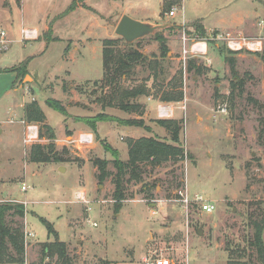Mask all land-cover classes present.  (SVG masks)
Returning a JSON list of instances; mask_svg holds the SVG:
<instances>
[{"label":"rangeland","instance_id":"374dc122","mask_svg":"<svg viewBox=\"0 0 264 264\" xmlns=\"http://www.w3.org/2000/svg\"><path fill=\"white\" fill-rule=\"evenodd\" d=\"M167 1L145 0L140 6L136 0H0V25L11 40L9 47L0 44V67L21 61L26 68V74L16 78L20 87L17 99H0V202L24 206L23 230L33 234L26 246L24 243L26 264L50 263L49 259L41 261V245L55 238L40 217L52 224L58 240L67 241L71 264H142L150 256L165 257L172 264H227L230 254L255 262L249 244L253 233L250 219L264 212V148L258 139L264 114V50L253 53L244 48L233 54L237 77L223 55H229L228 35L264 36V27L259 26L264 21V0H183L181 8L172 0V6H178L174 17L161 14ZM129 2L135 6L126 8ZM16 4H21L22 11ZM124 10L136 20L167 24L160 31L169 49L164 84L181 70L182 101L139 96L132 102L145 106L141 116L108 104L109 90L102 81L103 40L120 38L115 28L117 16ZM21 27H36L38 37L24 41ZM153 35L132 43L149 60L160 59ZM183 37L187 48L205 42L207 50L184 56ZM124 43L119 40L115 48L124 51ZM193 57L196 68L187 70ZM21 63L12 68L18 69ZM132 72L121 80V86L136 85L150 74L142 65ZM238 79L243 81L242 88ZM2 81L0 78V84ZM47 99L59 101L64 113L47 106ZM33 100L55 135L53 140L39 137L38 143L53 142V149L67 161L29 160L35 143L26 148L22 145L19 118H24V107ZM10 103L16 106L14 113L7 114L5 106ZM224 104L226 112H220L218 106ZM160 105L170 107L171 112L160 116ZM100 115L142 121L143 125L104 120L95 123L94 132L88 122ZM10 119L12 124L5 122ZM156 119L180 122L177 146L182 148L183 158L158 167L142 164L143 181L127 184V199L115 211L114 184L109 177L98 180L94 162L105 160L106 169L116 171L111 153L102 146L106 143L121 160L128 159L130 138L156 137L172 143ZM33 124L42 131L41 124ZM83 132H91L94 142L77 150L69 141ZM61 166L64 171L59 170ZM185 186L190 198L201 195L215 210L205 213L200 203L193 202L186 208L179 201ZM79 191L85 193L88 204L78 202ZM68 199L74 203L65 202Z\"/></svg>","mask_w":264,"mask_h":264},{"label":"trees","instance_id":"16d2710c","mask_svg":"<svg viewBox=\"0 0 264 264\" xmlns=\"http://www.w3.org/2000/svg\"><path fill=\"white\" fill-rule=\"evenodd\" d=\"M172 4V0L167 1L165 8L162 6L161 14L167 12L168 10L166 9H169ZM203 30V28L200 30L202 34L204 32ZM160 31L161 29H158L153 35L155 40L158 41L160 59L153 58L149 60L134 48L132 44L124 43L126 46L124 51L116 49L117 42L119 40L123 41L121 38H118V40L108 38L103 40L102 81L103 85L109 90L107 99L109 105L119 107L130 113H137L141 116L145 112V106L138 102H132L139 96L149 97L161 102H179L183 100L181 70L172 74L167 80V83L164 84L166 80L165 76L168 75L164 69L165 59L168 58L167 54L169 49L166 45V39ZM227 51L229 55H223L224 61L228 64L232 75L237 77L235 72L236 58L233 56V52L230 50ZM261 57L264 59V54ZM137 65L147 67L150 74L136 85L130 87L121 86V80L130 77L134 73L132 71ZM195 68L196 63L193 57L188 61L187 70ZM10 71L16 73V78L21 73L25 75V64L20 65L18 69L11 68ZM150 79L152 80L151 85L147 84V81ZM237 84L238 87L242 88L243 81L238 79ZM46 104L53 110L64 113V108L59 101L47 99ZM23 117L27 122L41 124L42 131H39L40 138L46 140H53L55 138L53 129L44 123L45 115L36 101L33 100L25 105ZM104 120L117 121L124 126L143 125L142 121L105 118L102 115L88 123L90 124V128L96 132L95 123ZM155 121L169 133L172 143L156 137L130 138L127 140V160L119 159L117 152L106 143L102 146L107 152L111 153L113 157L112 163L116 171L114 173L108 171L106 169V163L108 162L105 160H96L94 162L99 171L98 180L102 182L109 177L114 184L112 199L115 203V211H118L121 202L127 199V184L132 181L135 183L143 181L144 171L142 164L158 167L169 160L183 158V150L177 146L179 143L180 122L175 119H156ZM259 125L258 139L264 148V114L260 118ZM63 152L67 153V150L64 148ZM29 160L34 163H45L50 161L64 162L68 158L53 149V142H48V144H33L31 146ZM146 190L148 189L146 188ZM24 213L25 209L22 203L0 202V264H25L24 230L22 222ZM40 221L45 225L48 234H53L55 238L53 241H47L41 245V261L49 259L51 263L55 259V264H71L66 243L58 240L57 232L53 229L50 222L42 217H40ZM250 223L253 233L249 244L255 252V262L251 263L249 260H242L240 257H234L230 254V259L227 264H264V212L259 213L257 217H252Z\"/></svg>","mask_w":264,"mask_h":264},{"label":"built area","instance_id":"2783aa9c","mask_svg":"<svg viewBox=\"0 0 264 264\" xmlns=\"http://www.w3.org/2000/svg\"><path fill=\"white\" fill-rule=\"evenodd\" d=\"M178 1L179 8H181V3L183 0H176ZM178 6H172L171 9L165 13L168 17H174L175 10ZM260 28L264 27V21L261 20L259 22ZM21 37L23 40H34L38 37V31L34 28H21ZM226 46L227 49L233 52L234 54L242 49H247L249 52L257 53L264 50V36L262 37H232L226 36ZM187 39L183 37V44H182V53L185 56L186 54L190 53L193 56H198L199 54L205 53V46L202 45V42H195L192 43L189 48L186 47ZM11 43V40L7 37V33L5 29L0 28V44L3 46H8ZM184 65V58L182 59ZM218 110L220 112H226V107L224 105H219ZM159 114V111H158ZM160 115V114H159ZM162 116V115H160ZM9 123H13L14 120H8ZM19 122L24 126V134H23V145L29 146L31 143H38L39 140V131L36 124L28 123L25 119H20ZM94 142V136L91 132H83L78 134L76 137L69 141V144L73 145L77 150H80L81 147L89 148L92 146ZM24 190L26 186L22 187ZM180 199L179 201L183 203L186 207L189 203L193 202L195 204L200 203L201 211L205 213H211L215 210L214 204L210 202H205L201 195H194L193 197H189L187 186H185L184 191H180ZM80 201L86 202L83 198H79ZM25 204V202H24ZM187 208V207H186ZM33 235L31 232L24 231V243L25 246L27 245L28 236ZM26 264V260H25ZM142 264H172L171 261L165 257H145L142 261Z\"/></svg>","mask_w":264,"mask_h":264},{"label":"crops","instance_id":"0c3cea01","mask_svg":"<svg viewBox=\"0 0 264 264\" xmlns=\"http://www.w3.org/2000/svg\"><path fill=\"white\" fill-rule=\"evenodd\" d=\"M128 1H132V0H128ZM20 2H21V0H20ZM3 3V2H2ZM2 3H0V6L1 7H3L2 5ZM136 5H140V6H142V5H144L146 2H145V0H136ZM135 3L133 2H129L128 3V5H127V7L126 8H128L130 5L131 6H135ZM11 4H13L12 2H10V4L8 3V8H11ZM17 5V4H16ZM18 6V5H17ZM19 8H20V10L22 11V7H21V4H20V6H18ZM127 10V9H126ZM124 12H125V10L122 12V13H120V14H118V18L120 17L121 18V16L124 14ZM175 16V15H174ZM21 20H20V22H21V24H22V17L20 18ZM139 20H141V21H144V22H149V23H152V24H160V22L159 21H157V20H151V19H139ZM221 23H224V20H222V21H220ZM0 28H3L1 25H0ZM22 28V27H21ZM32 28H34V29H37L36 27H32ZM3 29H5V28H3ZM208 29V28H207ZM209 30V29H208ZM20 31H21V29H20ZM37 31H38V29H37ZM20 37H21V33H20ZM35 40V39H34ZM24 41H30V40H24ZM204 44V46H205V49L207 50V45H206V43L204 42L203 43ZM10 45V44H9ZM9 45L7 46V47H9ZM216 45V47H219L220 45L218 44V43H216L215 44ZM73 49H76V47L74 46L73 47ZM5 51V50H4ZM18 63H21V61H16V62H14V63H12L11 61H9V63H8V65H6V66H4V67H0V78H2L3 79V81H2V83L0 84V99L1 98H3V97H5L7 100H10V98L11 99H13V101L14 100H16L17 99V96H15L16 95V92L18 91V89H20V87L18 86H16V73L15 72H12V71H10V69L13 67V66H15V65H17ZM16 86V87H15ZM12 103H10L9 104V106H5V109H6V112H7V114H10L11 112H12V108H14L15 106H16V104H14V105H11ZM19 105L21 106L22 104H20L19 103ZM12 113H14V112H12ZM20 119H22V118H19V120ZM5 122H7V123H9L8 121H5ZM20 123V122H19ZM10 124H12V123H10ZM21 124V123H20ZM22 125V124H21ZM22 134H24V126L22 125ZM23 143V142H22ZM23 145V144H22ZM24 146V145H23ZM25 148H26V146H24ZM28 147V146H27ZM80 192H82L83 193V199L86 201V202H82V201H78V202H80V203H84V204H88V200L86 199V195H85V193L83 192V191H80ZM76 193V192H75ZM76 197H77V194H76ZM67 201H69L68 202V204H70V203H74L72 200H66L65 202H67ZM27 217V216H26ZM26 217H25V221H26ZM60 241H62V242H65V243H67V241L66 240H60Z\"/></svg>","mask_w":264,"mask_h":264},{"label":"water","instance_id":"95a60500","mask_svg":"<svg viewBox=\"0 0 264 264\" xmlns=\"http://www.w3.org/2000/svg\"><path fill=\"white\" fill-rule=\"evenodd\" d=\"M167 24H152L149 22L136 20L126 14L119 19L115 34L122 38L125 43L132 44L136 40L154 34L158 29L166 27ZM29 78L25 76V80ZM64 167H59L60 171H64Z\"/></svg>","mask_w":264,"mask_h":264},{"label":"bare ground","instance_id":"6f19581e","mask_svg":"<svg viewBox=\"0 0 264 264\" xmlns=\"http://www.w3.org/2000/svg\"><path fill=\"white\" fill-rule=\"evenodd\" d=\"M203 44V43H202ZM158 111L160 115H168L169 112H171V108L170 107H166V106H159L158 107ZM77 197L78 198H82L83 197V193L82 192H78L77 193Z\"/></svg>","mask_w":264,"mask_h":264}]
</instances>
